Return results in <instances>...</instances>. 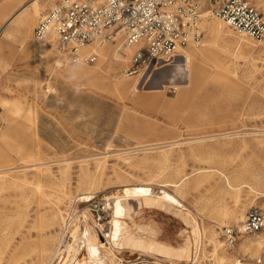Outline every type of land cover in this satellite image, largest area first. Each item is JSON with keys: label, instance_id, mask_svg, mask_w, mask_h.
I'll use <instances>...</instances> for the list:
<instances>
[{"label": "rangeland", "instance_id": "374dc122", "mask_svg": "<svg viewBox=\"0 0 264 264\" xmlns=\"http://www.w3.org/2000/svg\"><path fill=\"white\" fill-rule=\"evenodd\" d=\"M33 1L0 0L2 64L10 63L0 66V264H59L78 217L110 232L117 192L135 196L128 225L169 251H123L141 257L124 264H264V246L241 245L264 228L239 233L234 245L223 234L252 206L264 212V38L217 18L212 10L224 0H202L218 28L210 34L203 21L202 39L175 64L127 76L131 57L120 40L84 75H71L80 64L55 69L56 58L45 65L34 53L40 44L56 54L34 28L59 0H38L42 9ZM249 1L264 17V0ZM164 192L187 211L156 198Z\"/></svg>", "mask_w": 264, "mask_h": 264}, {"label": "built area", "instance_id": "2783aa9c", "mask_svg": "<svg viewBox=\"0 0 264 264\" xmlns=\"http://www.w3.org/2000/svg\"><path fill=\"white\" fill-rule=\"evenodd\" d=\"M212 12L233 29L264 38V17L249 0H224ZM204 14L202 0H59L40 19L34 37L73 64L96 63L102 47L121 40L136 47L126 75H140L174 62L183 48L198 44L205 31ZM263 228L264 212L255 205L241 228L226 227L223 234L234 245L239 233Z\"/></svg>", "mask_w": 264, "mask_h": 264}, {"label": "bare ground", "instance_id": "6f19581e", "mask_svg": "<svg viewBox=\"0 0 264 264\" xmlns=\"http://www.w3.org/2000/svg\"><path fill=\"white\" fill-rule=\"evenodd\" d=\"M36 3H39V1L34 0L32 5L33 6L36 5ZM38 6L42 9V6L40 3L38 4ZM208 13H209V11L204 14L203 21H205V23L208 24L209 33L214 34L216 29L218 28V24L215 23L216 21H213L212 23L210 21H207ZM221 21L224 22L223 20H221ZM222 25L223 24H221V26ZM1 35H5L4 29L1 30L0 36ZM109 45L110 44L102 47L99 50L100 56H101L102 51L108 50L106 48H108ZM196 45L197 44H189L187 47L196 46ZM36 46H38V47L35 48L34 53H35L36 57H40L42 59L41 63H43L45 65L47 64V65L52 66L54 58H56V61L53 63V65H54L53 67L55 69L60 64L61 65H67L65 62L62 61L61 57L59 56V54L56 51H55L56 54L50 56V55L46 54V52H45L46 48L44 46H42L40 44L39 45L37 44ZM187 47H185V48H187ZM135 48H136L135 46H125L124 52L127 55V56H125L126 60H128V58L131 57L132 53L135 51ZM27 49L29 50L28 46H27ZM116 53H117V56L114 55V57L121 58L120 56H118L119 55L118 52H116ZM106 56H107V54L104 55L103 57H106ZM5 57H6L5 48L0 46V66L1 67L3 66L4 70H6V68L9 67V65H10V63L6 64V66L4 64H2ZM167 63L175 64V62L173 63V62L169 61V62L163 63L162 65L167 64ZM162 65H160V66H162ZM84 66H85V64H80V66L78 68L70 69L69 74H71V75H73V74L82 75L83 73L86 72V69H84ZM155 68H153V69H155ZM153 69L150 68L147 71L153 70ZM65 72L67 73L68 71H65ZM183 72H184V70L182 69L181 75H184ZM145 73L140 74L136 77L140 78ZM64 75L65 74H63V76ZM137 82L138 81H136L134 84L131 83V85L128 86L129 87L128 89H130L131 91H134L135 88L137 87ZM120 88H124V89L128 90L125 85L120 87ZM1 136L6 138L7 134L3 132ZM91 196H92L91 194H88V195L84 196L81 199V201H83V202L91 201L92 200ZM143 196H144L145 200L150 201V202L152 200L153 201L156 200V199L154 200V199L149 198V195L144 194ZM146 196H148V197H146ZM134 197L135 196L131 192H117V194H115L112 197L113 198V200H112L113 205L111 206V208H113V218L111 220V228H110V232H108V235L103 230V226L101 224H100L101 226L98 225L100 232L98 231V229L96 230V229L92 228L91 224L89 223L90 221H88V218H87L89 215L88 216L84 215L85 217H83V218H85V219L83 221L81 220V218L78 217L77 221L75 223H73L74 224L72 227L73 230L71 232L72 237H73V241H74L73 243H75V244H73V245L71 244L69 246L67 245L68 247L65 250L67 252V255H62V254L58 255V257H57L58 263L59 264H124L125 261L126 262H132V260H139V259H141V257L139 256L140 254L137 255V257L133 256L135 254H130V255L128 254V255H125L124 257H122L121 255H122L123 251L125 253H127V252L133 253V252L141 250L142 248H143L142 251H144V250L150 251L151 253H156L157 255L161 254L160 253L161 251H166L169 253V251L162 248L161 245H159V244H157L151 240L149 241L148 239H146L144 231H142L141 229H138V228H137L138 229L137 230L136 228H132L128 225L125 218L131 217V213H132L131 211H133L135 208L134 207V201H133ZM156 198L161 200L162 202H165V204H167L168 207L173 206V207L177 208L179 211L178 213H180L181 211H182V213H185V211H187V208L185 206H183L175 197H173L168 192L167 193L164 192L161 196L156 197ZM190 218H192V217H190ZM240 219L243 223L246 220V218L244 217L243 214L241 215ZM82 225L84 226V228H82ZM239 226L241 228L242 224ZM101 231L103 233H101ZM100 234H102V235L100 236ZM194 235H195V238H197L196 233H194ZM102 236H103V239H102ZM217 242L218 243H216L215 248L224 247V243H222L220 241H217ZM82 243L84 244V246L87 248V251H88V256H87L88 259L87 260H80L79 259V257H81V256H79L78 253H79V249H80V246ZM197 244L198 243H196L195 245L197 246ZM168 245L170 246V244H168ZM241 245L244 248H246L247 250L255 248L256 253H258L260 251V249H262V247L264 246V236L259 235V236H257L256 240H253V239L252 240H243V241H241ZM166 247H168V246H166ZM58 248H59V246H58ZM174 249H175V247H174ZM56 253H58V252H56ZM143 253H145V252H143ZM183 255H184V253H183ZM131 257L132 258L135 257V258L131 259ZM185 257L188 258V257H190V255H184L183 258H185ZM187 258H185V259L187 260ZM224 258H226V256L222 257V259H224ZM96 261H98V263H96ZM40 262H41V260H40ZM140 262L145 264L143 259ZM137 263L139 264V262H137ZM238 263H239L238 260H236L235 264H238ZM132 264H135V263H132Z\"/></svg>", "mask_w": 264, "mask_h": 264}, {"label": "water", "instance_id": "95a60500", "mask_svg": "<svg viewBox=\"0 0 264 264\" xmlns=\"http://www.w3.org/2000/svg\"><path fill=\"white\" fill-rule=\"evenodd\" d=\"M183 74H184V76H185V77H186V79H187V73L183 72Z\"/></svg>", "mask_w": 264, "mask_h": 264}, {"label": "crops", "instance_id": "0c3cea01", "mask_svg": "<svg viewBox=\"0 0 264 264\" xmlns=\"http://www.w3.org/2000/svg\"><path fill=\"white\" fill-rule=\"evenodd\" d=\"M3 8H4V10H6V7L5 6Z\"/></svg>", "mask_w": 264, "mask_h": 264}]
</instances>
